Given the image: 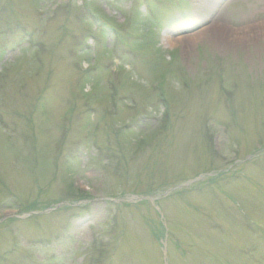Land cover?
I'll return each instance as SVG.
<instances>
[{"label":"rangeland","instance_id":"374dc122","mask_svg":"<svg viewBox=\"0 0 264 264\" xmlns=\"http://www.w3.org/2000/svg\"><path fill=\"white\" fill-rule=\"evenodd\" d=\"M68 1L0 0V264H264V0Z\"/></svg>","mask_w":264,"mask_h":264},{"label":"bare ground","instance_id":"6f19581e","mask_svg":"<svg viewBox=\"0 0 264 264\" xmlns=\"http://www.w3.org/2000/svg\"><path fill=\"white\" fill-rule=\"evenodd\" d=\"M213 29L212 28H209V29H206L204 30L203 33H199V34H192L190 35L189 37L186 38V42H187V46H185V51H188L190 48H191V43L194 42L195 40H197V38L201 35V34H204V35H209L210 39L214 42H216L217 46H224L226 45L227 43V40H226V37H227V28L225 25H222V26H218L216 27V33H213ZM219 32V33H217ZM214 36H217L216 40L214 38ZM168 41H166L167 43V46L169 47H172L173 44H172V41H170L171 39H167ZM181 39H179V41H181ZM178 41V42H179Z\"/></svg>","mask_w":264,"mask_h":264}]
</instances>
